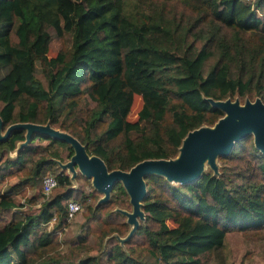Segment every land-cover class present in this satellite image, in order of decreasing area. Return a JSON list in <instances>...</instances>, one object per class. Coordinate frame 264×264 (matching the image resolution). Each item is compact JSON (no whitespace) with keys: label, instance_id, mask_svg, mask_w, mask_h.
<instances>
[{"label":"trees","instance_id":"1","mask_svg":"<svg viewBox=\"0 0 264 264\" xmlns=\"http://www.w3.org/2000/svg\"><path fill=\"white\" fill-rule=\"evenodd\" d=\"M253 4L260 13L248 0H0L1 125L47 120L108 169L174 156L188 129L222 114L206 97L252 93L264 102V0ZM48 27L70 32V45L54 55L46 53ZM133 93L141 104L128 119ZM34 135L56 146L47 148L50 156L29 159L25 174L0 191V211L12 209L5 221L0 215V264H69L55 256L35 261L28 252L53 242L51 231L35 227L53 211L58 224L63 201L79 193L58 170L52 196L35 209H17L13 192L55 168L58 146L72 152L64 140ZM23 138L22 128L0 138V176L24 163L29 146L16 148ZM217 159V173L202 170L184 183L143 174V218L130 235L137 237H128L139 248L112 242L113 264H148L142 252L154 263L201 264L227 230L264 238V153L248 133ZM114 187L124 192L120 183ZM78 264H99V257Z\"/></svg>","mask_w":264,"mask_h":264},{"label":"rangeland","instance_id":"2","mask_svg":"<svg viewBox=\"0 0 264 264\" xmlns=\"http://www.w3.org/2000/svg\"><path fill=\"white\" fill-rule=\"evenodd\" d=\"M170 4L174 9H179L178 6L174 5V2H170ZM255 11L260 13L257 9ZM47 30L49 33V41L47 43L46 53L48 55H54L58 50H61V48H66L70 45V32L57 34L52 27H48ZM4 69L5 66H1L0 73H2ZM254 96L255 95H252V93L239 95L233 92V94L226 97L231 99L236 98L239 102H242L245 97L253 98ZM140 104V96L137 93H133L132 101L126 115L128 119H134L136 117V111ZM46 121L47 120L44 122ZM49 124L52 125L51 123ZM6 126L1 125L0 121V135L3 134ZM52 126L59 128L55 125ZM23 130L25 133L26 128H23ZM31 134L32 132H30L29 137H25L24 135V138L17 142L16 148L22 145L29 146L24 152L25 161L20 168L12 164L9 165L8 168L3 169L2 176H0V191L25 174V170L30 167L31 162L29 159L39 154L50 156L47 153V148L56 146L55 143L49 144L47 139L43 137L35 135L31 137ZM58 149L59 156L56 158L53 157L55 160V168L53 170L47 168L43 170L41 174L47 172L54 174L58 170L67 174L69 176L70 186L75 188V193L79 191L77 195L72 194L69 197L78 200L80 209L76 210L72 215H66L65 212L63 219L58 224L56 223V211H53V217H50L49 220L39 222L35 227L36 231H51L53 242L49 246L43 248L39 247L35 251L29 248L30 251L28 252L32 253L31 258L35 261H41L48 256H55L59 257L63 262L78 264V258L93 254L98 255L99 264H113L108 253L112 242L118 241L123 247H127L129 250L132 247L134 251H136L139 248L140 242L134 239L128 240V237L135 228L129 232L133 223L128 220V212L132 207L128 193L121 181L117 180L116 182L123 186L124 192L118 191L114 187L116 184V182H114L108 190L107 195L104 197L103 192L95 188L90 176H86L82 173L76 163L71 167L64 165V163L70 159L72 152L68 153L67 148L62 146H58ZM217 155L218 154L214 155L213 158L216 168L213 169L204 161L202 170H209L213 173H217ZM168 180L174 184L179 182L174 179ZM58 188L59 187L55 184L48 192L44 193L41 188V176L38 177L36 185L33 187L24 183L21 184V187L13 192L15 200L20 203L17 209L21 211L25 209H35L42 199L52 196ZM60 189H64V187ZM31 196L35 197V199H28V197ZM65 200L63 202H65ZM97 204L98 206H96ZM11 212V208L1 210V220L5 221L8 219ZM135 218L138 223L143 218V212L142 216L136 214ZM131 237L135 238L137 236L132 235L130 238ZM140 256L143 257L148 264H160L154 263L152 257L147 255L146 252H142ZM201 264H264V238H248L237 230H227L220 247L208 252Z\"/></svg>","mask_w":264,"mask_h":264},{"label":"water","instance_id":"3","mask_svg":"<svg viewBox=\"0 0 264 264\" xmlns=\"http://www.w3.org/2000/svg\"><path fill=\"white\" fill-rule=\"evenodd\" d=\"M212 105L222 110L211 124H200L188 129L181 138L174 156L145 157L135 161L127 169L107 168L100 156L88 153L84 145L71 133L56 128L46 122L21 120L10 122L0 138H4L12 128H26L25 137L34 130L64 140L73 151L64 165L77 164L86 176H90L96 189L105 197L112 184L120 180L128 193L132 209L128 212V220L133 223L129 232L137 226L135 215L142 216L141 198L145 192L143 174L155 172L167 179L180 183L194 180L201 172L204 161L213 169L216 168L214 155L226 154L233 141L251 133L253 144L264 153V102L259 96L238 99L206 97Z\"/></svg>","mask_w":264,"mask_h":264},{"label":"built area","instance_id":"4","mask_svg":"<svg viewBox=\"0 0 264 264\" xmlns=\"http://www.w3.org/2000/svg\"><path fill=\"white\" fill-rule=\"evenodd\" d=\"M251 7L256 10L253 2L254 0H248ZM56 184V177L53 173L47 172L41 176V188L44 193L48 192ZM80 209V204L77 199L69 197L65 200L66 215H72L76 210ZM53 217V215H51ZM50 219V218H49ZM48 219V220H49ZM47 221V220H46Z\"/></svg>","mask_w":264,"mask_h":264}]
</instances>
